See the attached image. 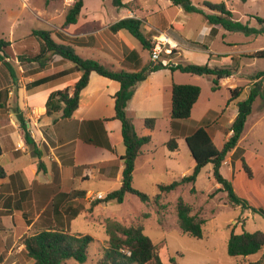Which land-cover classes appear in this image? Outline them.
<instances>
[{
    "label": "rangeland",
    "instance_id": "374dc122",
    "mask_svg": "<svg viewBox=\"0 0 264 264\" xmlns=\"http://www.w3.org/2000/svg\"><path fill=\"white\" fill-rule=\"evenodd\" d=\"M113 1L84 0L88 9L87 12L92 17L98 16L101 21L106 22L104 28L111 21H118L120 19L119 14L123 12L126 14L128 11H135L134 15L137 14L141 17V13L136 11L140 10L144 16L155 19V24L159 27L158 31L155 32V29L151 28L152 26H142V29L149 31L148 36L155 35V38H152L154 46L160 44L161 54L156 64L166 63L170 66H173V63L207 64L212 68H226L234 71L236 69L235 63L240 62L244 66L241 69L243 71L240 70L242 75H239V81L243 84L242 87L246 84L250 85L251 77L258 71H264V58H248L247 56L250 55L248 53H244L242 56L235 55V51L240 50L241 47L246 50L255 48L257 51H263L264 35L246 36L240 32L231 33L219 29V34L217 33V36L212 37L209 36L211 27L201 15L184 13L167 0H153L151 4L157 8V15L155 16L148 11V8L145 11L146 14L144 13V7H147L151 0H120L126 3L125 9L114 6ZM191 2L193 6L208 13L211 12L203 6V3L213 5L224 3L235 21L243 24L248 23L250 27L254 28L260 27L256 17L264 19V0H248L246 3L239 0H191ZM72 5L69 0H50L51 21L44 28L51 31L53 35L55 34L53 38L56 41L58 39L55 36H59V32L56 30L63 26L64 10L67 11ZM126 15L132 16L130 13ZM160 18L185 27L179 39L180 44L184 47L171 48L173 43L168 38L171 36L172 30L168 28L166 23L163 24L164 21L161 22L160 26ZM9 27L10 22L7 16L0 11V39L8 40ZM123 34L146 64L145 71H149L152 67V61L149 59L150 52L143 49L138 41L127 33L123 32ZM186 39L189 43L196 42L205 46L207 50L189 48L185 43ZM233 40L246 43L237 49L226 46V43ZM165 49H170V52H165ZM34 53L36 54V52ZM236 56L237 58H235ZM57 60L52 55H46L43 61L49 67L43 74L56 71L57 67L60 66L56 63ZM8 62L12 63L14 78L25 74L24 69L21 71L19 66L14 63L15 61L8 60ZM252 62L254 63L252 68H247L246 64ZM65 63L67 66L72 65L67 61ZM147 78L146 83L142 82L138 85L139 91H137L133 102L129 103L128 113L130 116H138L135 118L134 124L137 135L150 137L149 143L142 148L143 155L137 159L132 181V186L147 195L150 200L142 202L134 195H126L122 204L101 202L97 206L91 207V203L105 198L103 196L102 199H97V192H112L118 190L121 184L114 179H92L88 183L83 182V186L94 193L88 197L90 202L88 209L89 207L90 209L85 211L84 218L80 217L70 227L71 233L89 235L93 238L87 250L86 262L83 264H98L102 258L103 251L107 248L106 225L109 222H117L127 227L140 225L143 234L158 246L159 256L163 264H264L262 259L264 250L246 257H232L227 254V241L231 233H264V215L261 212L254 213L250 209L256 208L264 212V100L256 98L253 103L252 113L248 116L240 137L242 140L240 144L241 155L235 157L232 164L225 163L220 169L223 177L232 182L237 196L242 199L244 204L246 203L245 207L231 205L226 194L217 191L213 184L211 164L206 165L201 170L194 184V192L191 191L193 186L185 185L167 195H162L161 199L155 201V196L160 193L158 186L169 185L190 174L193 168V160L185 141L181 138L176 139L178 142L177 151L171 152L166 147L165 143L168 142L169 136L163 125L164 121H160L152 133L145 128V119L140 118L145 114L140 112V109L142 106H147L148 111L152 112L160 109L159 96L163 73L160 70L150 72ZM213 80L212 77L188 75L178 71L174 74L175 84L194 85L200 88V97L195 108L192 109L190 118L183 121L188 131L200 126H208L206 129H211L214 145L220 149L228 131V121L237 112L236 104L247 97L248 90L237 101L230 103L228 88L219 85L217 90H212ZM50 85L58 88L59 83L53 82ZM50 85L47 86V89ZM150 118L153 117L146 119ZM176 122L182 124V121ZM111 131L117 151L123 154L124 145L120 123L114 121L111 125ZM249 173L253 175V178L249 177ZM179 198L191 207L192 215L204 221L201 239L193 238L180 229L176 207ZM65 264L80 263L69 260Z\"/></svg>",
    "mask_w": 264,
    "mask_h": 264
},
{
    "label": "crops",
    "instance_id": "0c3cea01",
    "mask_svg": "<svg viewBox=\"0 0 264 264\" xmlns=\"http://www.w3.org/2000/svg\"><path fill=\"white\" fill-rule=\"evenodd\" d=\"M152 2L153 0L147 7H144V13L148 8V11L155 16L157 8L152 6ZM69 3L73 4L74 1L69 0ZM121 4V8L125 9L126 3L123 1ZM87 10L83 0V8L77 23L56 30L59 32V36H55L57 41L53 38L55 35L53 33L52 38L58 43H70L82 58L96 60L112 70L138 72L145 69L146 64L134 46L126 39L124 31L116 34L109 32L108 27L117 21H111L104 28L106 22L101 21L98 16L92 17ZM0 11L7 16L10 22L8 40L5 41L10 42L15 56L11 60L15 61L14 63L22 71L23 67L19 64V58L25 57L28 52L37 53L40 45L38 40L29 38L31 33L34 30L49 31L44 27L48 26L51 21L50 0H0ZM64 11L66 15L67 11ZM136 11L141 13V17L134 15L135 11H128L127 13L132 16H127V13L123 12L119 14V20L136 18L142 21V26H152L155 32L158 31L159 27L156 26L155 19L144 16L140 10ZM162 21L164 25L165 23L168 25L169 29L173 24H177L160 18V26ZM142 31L148 38H155L153 34L148 36L149 31L143 29ZM180 34L171 33L170 37L165 36L172 41V49L178 46L184 47L180 44ZM245 43L233 40L226 43V46L237 49ZM123 45L129 52L136 55L124 54ZM255 52H257L255 48L246 50L241 47L240 50L235 51V55L242 56L244 53L253 54ZM54 57L58 59L56 63L60 64L56 71L43 74L49 67L46 65L41 72L16 76V78H12L8 70L0 63V105L3 107L0 111V264H33L24 252L22 240L41 230L60 228L71 235H84L70 232L71 225L80 217H85V211L90 203L88 197L94 194L83 186V182L88 183L92 179H114L121 184L122 163L120 158L124 153L117 151L116 143L111 136V125L116 121L112 120L114 117L113 97L120 89L119 83L91 73L88 85L80 93L78 108L69 119H62L61 111L47 115L45 104L50 93L63 89L69 83H74L81 76V73L73 72L40 86H30L33 81L73 68V65L67 66L61 58ZM253 64V62L246 64L247 68H252ZM154 65L156 63L151 62V66ZM174 66L176 63H173L171 67ZM235 67L233 75L220 82V85L226 86L228 90L243 86L239 81V75H242L243 70L241 69L244 66L238 62V64L235 63ZM160 71L163 73L159 96L160 109L152 112L148 111L147 106H142L140 112H144L145 115L140 118L153 117L156 120L153 130H148L150 133L160 121H164L163 125L170 139L173 136L172 122L169 110L165 106L164 96L170 86L175 83L174 74L177 71L172 72L168 68ZM147 81L148 78L143 83ZM53 82L59 83L58 88L51 87L50 84ZM48 85H50L49 89H47ZM249 86V84L244 86L245 91ZM137 91H139L138 86L130 102L135 99ZM126 111L128 113V106ZM18 114L26 121L38 155H35L33 148L25 143L23 131L18 123ZM234 114L229 119L228 126L237 112ZM127 115L134 125L135 118L138 116H130L129 113ZM179 126L178 133L187 130L185 122L182 121ZM206 131L212 139L211 129H206ZM230 134L226 133L224 142ZM178 138L185 141L183 136H178ZM241 141L240 139L236 148L225 157L222 166L225 163L232 164L233 159L241 155ZM143 153L141 149L139 157ZM192 165L194 166V163ZM214 186L219 187L216 184ZM108 193L110 192H97L102 196Z\"/></svg>",
    "mask_w": 264,
    "mask_h": 264
},
{
    "label": "trees",
    "instance_id": "16d2710c",
    "mask_svg": "<svg viewBox=\"0 0 264 264\" xmlns=\"http://www.w3.org/2000/svg\"><path fill=\"white\" fill-rule=\"evenodd\" d=\"M73 5L67 10L63 28L77 23L80 12L83 8V0H73ZM173 6L180 8L187 14L201 15L211 27L209 36L215 37L219 29L226 32H240L246 36L264 35V19L256 17L259 28L250 27L248 23L243 24L233 19L232 13L227 10L224 3L209 4L203 3V6L211 13L204 11L192 5L191 0H167ZM246 3L248 0H239ZM114 6L122 7L120 0L113 1ZM109 32L116 34L119 31L128 33L134 38L141 47L151 52L154 48V41L144 35L142 31V21L136 18H124L108 27ZM172 33H182V25L173 24ZM178 31V32H176ZM29 38L36 39L40 42L38 52H28L25 57L19 58V64L25 70L24 75H33L41 72L46 66L44 58L47 54L57 56L64 61L73 65L72 69L65 70L39 80L33 81L30 86L36 87L47 82L53 81L60 77L66 76L73 72L81 73V76L74 82L65 85L61 90H55L50 93L46 101V114L51 115L54 112L61 111L62 119H69L74 111L78 108L79 96L81 91L88 85L89 76L95 73L101 77L113 80L120 85L119 91L114 95V117L121 124V137L124 145V155L120 158L122 163L121 169V186L118 190L108 193L103 200H96L91 207L97 206L101 202H116L122 204L126 195H134L142 202H148L150 199L147 195L136 190L132 186L133 173L135 170L136 160L140 155L141 149L148 144L150 137H140L135 131L133 121L128 117L126 109L131 101L136 87L146 80L150 72L168 68L169 70L179 71L183 74L194 76L212 77V90L219 88L220 82L233 75L234 71L226 68H212L207 64L194 65L178 63L171 67L161 63L154 65L145 71L142 69L138 72H127L125 70H112L93 59H85L79 56L70 43H58L52 38V32L43 30H34ZM185 43L191 49L207 50L205 46L188 40ZM124 54H133L123 45ZM252 59H263L264 51H257L247 56ZM15 58L11 49L10 42L0 39V63L8 70L11 77L15 74L13 68L8 62ZM245 87L238 86L229 89V102L236 101L245 91ZM200 96V88L194 85H181L173 83L165 92L166 109L169 110V117L172 122L173 136L165 144L171 152L178 150L176 139L178 136L185 137V143L190 151L194 166L190 174L183 176L179 181L169 185H159V194L154 200L158 201L162 195H167L181 186H193L192 192L195 191L194 184L201 170L208 164L212 165L213 184L218 185L217 191L224 192L231 205L245 207L244 202L234 191L232 182L223 177L220 172L225 157L231 153L237 146L238 141L243 133L244 126L248 116L252 112V106L256 98L264 100V71L256 73L251 77V83L248 88L247 97L237 102V114L228 127L227 133H231L220 149H217L212 139L206 131L205 126H200L192 131L188 129L178 133L179 123L190 118L192 108ZM3 107L0 105V111ZM18 123L23 131V137L28 147L33 148L35 155L38 152L32 140L29 130L26 126L25 119L18 114ZM156 120L153 118L145 119L144 126L148 130H153ZM248 172V170L246 169ZM249 177L253 175L249 173ZM234 178V175H233ZM177 220L178 225L183 233L196 238H202V226L204 221L192 215V209L185 204L181 198L177 201ZM254 213L264 212L256 208H250ZM106 234L108 237L107 248L103 251V256L98 264H163L158 246L143 234L140 225L124 226L117 222H109L106 225ZM93 238L89 235H71L67 231L54 228L41 230L22 240L24 252L33 264H65L69 260L76 261L80 264L86 262L87 250ZM264 250V233L255 232L240 234L231 233L227 241V254L232 257L250 256ZM264 260V255L263 258ZM172 262V261H171Z\"/></svg>",
    "mask_w": 264,
    "mask_h": 264
},
{
    "label": "built area",
    "instance_id": "2783aa9c",
    "mask_svg": "<svg viewBox=\"0 0 264 264\" xmlns=\"http://www.w3.org/2000/svg\"><path fill=\"white\" fill-rule=\"evenodd\" d=\"M160 44L154 46L153 50L150 52V60L153 63H156L160 59V54H161V49H160ZM165 52H170V49H165ZM166 65V64H165ZM97 199H102L103 196L101 194H97Z\"/></svg>",
    "mask_w": 264,
    "mask_h": 264
}]
</instances>
